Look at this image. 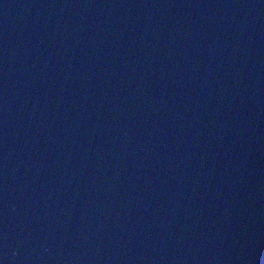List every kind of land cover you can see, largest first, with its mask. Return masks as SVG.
Wrapping results in <instances>:
<instances>
[{
  "label": "water",
  "instance_id": "95a60500",
  "mask_svg": "<svg viewBox=\"0 0 264 264\" xmlns=\"http://www.w3.org/2000/svg\"><path fill=\"white\" fill-rule=\"evenodd\" d=\"M2 264H264V0H0Z\"/></svg>",
  "mask_w": 264,
  "mask_h": 264
},
{
  "label": "snow or ice",
  "instance_id": "6c2138e0",
  "mask_svg": "<svg viewBox=\"0 0 264 264\" xmlns=\"http://www.w3.org/2000/svg\"><path fill=\"white\" fill-rule=\"evenodd\" d=\"M0 264H2V262H0Z\"/></svg>",
  "mask_w": 264,
  "mask_h": 264
}]
</instances>
